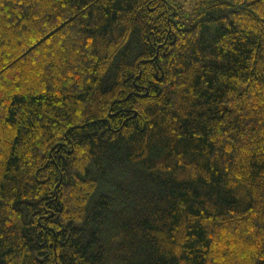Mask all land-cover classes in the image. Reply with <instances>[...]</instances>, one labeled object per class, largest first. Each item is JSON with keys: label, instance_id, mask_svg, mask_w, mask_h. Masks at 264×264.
Instances as JSON below:
<instances>
[{"label": "trees", "instance_id": "obj_1", "mask_svg": "<svg viewBox=\"0 0 264 264\" xmlns=\"http://www.w3.org/2000/svg\"><path fill=\"white\" fill-rule=\"evenodd\" d=\"M0 264H264V0H0Z\"/></svg>", "mask_w": 264, "mask_h": 264}, {"label": "rangeland", "instance_id": "obj_2", "mask_svg": "<svg viewBox=\"0 0 264 264\" xmlns=\"http://www.w3.org/2000/svg\"><path fill=\"white\" fill-rule=\"evenodd\" d=\"M187 1H188V3H190V2L192 3V0H187Z\"/></svg>", "mask_w": 264, "mask_h": 264}]
</instances>
